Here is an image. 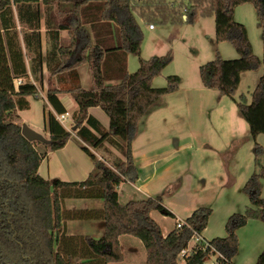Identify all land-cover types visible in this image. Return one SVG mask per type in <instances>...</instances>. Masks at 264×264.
<instances>
[{
	"label": "trees",
	"instance_id": "1",
	"mask_svg": "<svg viewBox=\"0 0 264 264\" xmlns=\"http://www.w3.org/2000/svg\"><path fill=\"white\" fill-rule=\"evenodd\" d=\"M64 1L72 4L67 13L72 17L70 21L74 26L68 23L60 26L71 29L72 43L68 47L59 48L60 62L56 73L74 70L88 62L94 80V88L91 90L80 87L71 90L79 105L74 116L77 126L75 134L93 146H99L107 139L109 132L88 113L89 107L100 106L111 119L112 134L121 142L125 158L110 166L83 145L84 151L94 160V169L86 180H48L39 174L46 153H41L37 145L44 143L49 151H55L64 147L74 134L65 128L54 113L49 114L50 138L46 142L30 141L22 134L18 112L28 107L26 96L36 95L37 87L30 82H21L16 86V79L25 74L23 54L10 31L14 25L9 15L12 1L0 0V264L121 262L124 259L120 246L122 235H131L143 242L147 251V264H206V258L212 254L210 250L198 249L183 261L178 255L188 246L195 233L201 234L206 229L212 208L202 206L196 209L187 218L185 225L176 227L164 236L160 225L152 218L151 211L158 210L170 216L173 214L164 206L160 197L132 200L126 204L119 202L120 184L124 181L136 182L139 177L132 143L143 118L159 105L164 94L180 87L181 79L177 75L168 76L167 85L163 87H154L152 83L172 62L173 56L169 53L148 59L139 57V68L135 72L125 73L120 83L108 85L102 63L109 49L93 43L90 30L83 22L87 16L97 21L115 23L122 41L119 48L140 56L144 35L138 18L147 19L150 14L164 13L168 0ZM193 1L195 5L186 7L183 14L187 17L186 21L194 22L198 14L197 5L207 3L209 11L215 16L217 41L230 42L240 54L239 58L231 60L217 53L216 59L200 67L202 84L218 89L221 94L237 101L238 110L248 122L252 138L256 139L258 135L264 134V74L253 90L251 103L247 102L245 95H241L239 100L235 95L241 81V72L261 68L264 59L254 53L247 28L235 20L234 12L238 5L253 3L264 38V0ZM141 2L147 8L139 9ZM1 29L5 30L6 36ZM12 41L15 43L14 49ZM57 93L56 90L50 91L48 101L58 115L67 113ZM85 122L98 131L100 136L84 125ZM254 146L257 168L243 187L251 205L245 213H235L228 218L226 236L209 241L216 252L224 255L218 257L219 264H234L233 259L239 249L238 228L250 218L264 220V197L261 196L264 145L256 141ZM72 197L100 199L103 208L65 210L64 200ZM66 219H103V236L99 239L91 235L69 236ZM79 239L82 244H77ZM76 257L82 259V262H74ZM255 264H264V249Z\"/></svg>",
	"mask_w": 264,
	"mask_h": 264
},
{
	"label": "crops",
	"instance_id": "2",
	"mask_svg": "<svg viewBox=\"0 0 264 264\" xmlns=\"http://www.w3.org/2000/svg\"><path fill=\"white\" fill-rule=\"evenodd\" d=\"M11 1L9 15L14 25L10 31L17 40L16 45L22 51L25 66V74L16 79V86L21 82H30L37 87L36 95L26 96L29 105L19 110L18 123L21 126H29L44 138L49 139V114L54 113L56 116L58 114L48 101V93L56 90L58 98L68 113L63 125L74 134L64 147L55 151H49L44 143L37 145L41 153H46L39 167V174L48 180L59 179L66 182L86 180L94 169V160L84 151L83 145L87 146L98 159L104 160L110 166H114L111 161L115 159L124 160L125 156L120 147L121 142L112 134L111 119L100 106L89 107L88 113L106 132H109L107 139L99 146H93L75 134L77 126L74 116L79 110V105L71 90L75 87L91 90L94 88V80L88 62L79 65L74 70L69 69L56 73V67L60 62L59 48L68 47L72 43L71 29L60 27L61 24H67L65 22L67 19L71 20L72 17L67 12L72 8V4L64 0ZM62 4H69L71 7L65 9L66 7ZM254 12H257L254 4L245 3L236 7L234 17L243 23L245 20L240 17L245 16V13L251 15ZM184 18H187L186 15ZM138 19L147 21L143 17ZM83 22L84 26L90 30L93 43L109 49L102 63L106 84L120 83L123 75L131 73L135 68V60L131 58L130 53L119 48L122 41L118 26L113 22L97 21L87 16ZM68 24L71 27L74 26L71 21ZM150 25L152 23L149 24L150 29H156L155 26L151 28ZM259 29L262 37V30L260 27ZM1 31L6 36L5 30L1 29ZM262 40L258 41L260 45L256 47L254 45V51L261 59H264V38ZM12 43L14 49L15 43L13 41ZM216 47H219L227 59L240 57L236 48L231 49L226 46V41H217ZM161 49L164 50V47ZM207 50L206 54L209 53L210 47ZM153 52L157 54L158 51ZM263 72L264 66L252 71L241 72V81L236 94L244 95L240 92L241 86L244 83L246 86L249 85L250 94L245 96L247 102L251 103L253 90L264 74ZM197 82L194 80L192 84L183 86L181 79L180 87L164 94L159 105L143 118L132 143V153L139 177L136 182H122L118 193L119 202L122 204L148 197H160L164 206L173 214L170 216L158 210L151 211L152 218L160 225L164 236L177 227L179 220L186 221L196 209L202 206H215L208 226L201 233L205 240L211 241L216 237L227 235L225 226L228 222L227 217L231 213L245 212L251 205L250 200L246 201L244 197L236 196V194L245 186L252 170L243 172L238 170L236 173V167L228 165L226 158L228 160L230 156L233 157V152L240 154V149L235 144L241 136L236 131L231 133L229 139H222L216 144L213 106H217L224 96L218 89L205 87L202 81L198 84ZM234 120L243 121L238 117H235L232 122ZM84 125H87L95 135L100 136L92 126L86 122ZM248 128H250L249 124ZM250 135L252 137L251 128ZM230 166L233 167L232 171L229 169ZM220 192L223 193V197H234L236 202L225 210V215L220 222L216 223L213 214L216 208L219 209ZM65 200L67 204L70 203L69 210L103 208V201L100 199L72 197ZM65 223L67 234L74 237L91 235L99 239L105 230L103 219H87L86 221L66 219ZM247 231L253 236L251 242L244 240ZM237 232L239 249L233 263L255 264L264 249V220L251 218L249 223ZM188 245L193 246L194 242L190 241ZM120 246L124 252V259L115 264H147V251L139 238L122 235ZM243 248L244 251H242ZM205 263L208 264L206 261Z\"/></svg>",
	"mask_w": 264,
	"mask_h": 264
},
{
	"label": "rangeland",
	"instance_id": "3",
	"mask_svg": "<svg viewBox=\"0 0 264 264\" xmlns=\"http://www.w3.org/2000/svg\"><path fill=\"white\" fill-rule=\"evenodd\" d=\"M166 4L167 7H165L166 10L164 13L156 12L152 15L150 14L146 19L147 21L139 19V24L144 35L142 42L143 51L140 56L134 54L130 55L131 58L135 60V68H133L131 72H135L139 68V57L148 59L155 55L158 56L167 55L170 52L171 55H173V60L168 66L164 68V70L160 75L154 78L152 82L153 86L154 87L166 86L167 77L170 75L180 76V79H182L183 86H186L187 84L190 83L192 84L194 80L198 81L197 84L201 83L200 66L206 64L209 61L216 59L217 53H219L222 57L225 58L219 47H216V42H217L216 41L217 39L215 38L216 20L214 13H211L212 12L211 10L209 11L207 3L198 4L197 5L198 14L195 21L187 22L183 14L185 13L186 7L192 6L193 4L195 5V2L193 0H168ZM249 4L253 5V3H249ZM62 6H65L66 7L65 9H69V7H71L69 4H64V5L62 4ZM138 8L145 9L147 8V5L145 4L143 5V2H141V4L138 5ZM165 17L167 18L166 21L164 20ZM240 18L245 20V22L243 23L247 28L248 38H250L254 50V45L256 47L261 44L259 42L263 41L262 40L263 37H261V31L258 25L257 12L251 13V15L245 13V16ZM69 21L70 20L67 19L65 22L68 23ZM151 23L156 27L155 30L149 28V24ZM156 45L158 47H154ZM226 46H228L231 49L235 48L228 41H226ZM162 47H164V50L161 49ZM208 47H210V50L209 53L206 54L208 51L207 50ZM153 51H158V52L156 54V52ZM241 87H242L240 91L241 94L249 96L250 94L249 85L246 86L244 83L242 84ZM222 96L224 97L222 100H220L221 102H219L217 106H213L215 142L217 144L222 139L227 140L229 139L231 133L237 131L241 137L237 139L235 146H237V148L240 149V154L237 152H233V157L230 156L228 160L226 158V161L228 165H233L234 167H236L235 168L236 173L238 170L239 172H243L244 170L246 171L250 169L252 170L251 171L252 172L251 176H252L256 170V166L254 164L255 161L254 145L256 141L264 145V134H260L257 136L256 139H253L250 135V128H248L247 122L244 120L240 110H238L237 101L229 96L226 95H222ZM235 97L237 98V100L240 99V96H238L237 94L235 95ZM235 117L241 118L243 119V121L241 122V120L239 121L234 120L232 122V120L235 119ZM231 122L232 125H230ZM231 126L232 128H234L233 130L232 128H230ZM116 162L117 160L115 159L111 161V164L114 165ZM229 169L230 171H232L233 167L231 168L230 166ZM261 182H262L261 195L262 197H264V178H262ZM237 195L244 197L246 201L249 200L248 196L244 193L243 188L242 190L240 189L237 191L236 196ZM223 196H224L223 193L220 192V195L218 196L219 209L216 208L214 210L213 218L216 223L220 222L223 215H225L226 213L225 210L236 202L234 197L231 198V197H223ZM64 201H65L64 209L69 210L68 208H70L69 207L70 203L67 204L66 200ZM209 207L212 208L213 210L215 206H209ZM72 210H78V209H70L69 211ZM238 212L245 213L244 211L242 212L238 211ZM233 214L234 213H231L227 217V220H229L228 218ZM250 219L246 224L249 223ZM83 220L86 221L87 219H79V221H83ZM243 226H241L240 228H242ZM240 228H238V230ZM245 236H246L245 238L243 237L244 240L250 242L253 240V236L251 232L247 231L245 233ZM77 244H82V240L79 239ZM242 251H244V248ZM215 261H217V256L215 254H211L210 257L206 259V262L208 264H212ZM74 262H82V259L76 257L74 258ZM112 263L115 264L116 262H112Z\"/></svg>",
	"mask_w": 264,
	"mask_h": 264
},
{
	"label": "built area",
	"instance_id": "4",
	"mask_svg": "<svg viewBox=\"0 0 264 264\" xmlns=\"http://www.w3.org/2000/svg\"><path fill=\"white\" fill-rule=\"evenodd\" d=\"M151 28L154 27V25H150ZM21 82V81H20ZM68 113H64V114H60L57 116L58 120L64 124L66 121V117H67ZM186 224L185 220H179L177 222V227H182L183 225ZM194 242L193 246L188 245L186 248H184L178 255V258L180 260H184L187 256L192 255L193 253L196 252V250L198 249H202V250H210V252L212 254H217L218 257H224V255H222L219 252H216L214 247L211 246L210 242L208 240H205L200 233H195L192 237V240ZM215 264H219V262L217 261Z\"/></svg>",
	"mask_w": 264,
	"mask_h": 264
},
{
	"label": "water",
	"instance_id": "5",
	"mask_svg": "<svg viewBox=\"0 0 264 264\" xmlns=\"http://www.w3.org/2000/svg\"><path fill=\"white\" fill-rule=\"evenodd\" d=\"M22 134L30 141L46 142L48 140L27 125L22 126Z\"/></svg>",
	"mask_w": 264,
	"mask_h": 264
}]
</instances>
